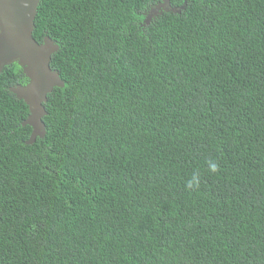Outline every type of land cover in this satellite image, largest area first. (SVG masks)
Returning a JSON list of instances; mask_svg holds the SVG:
<instances>
[{
  "label": "trees",
  "instance_id": "16d2710c",
  "mask_svg": "<svg viewBox=\"0 0 264 264\" xmlns=\"http://www.w3.org/2000/svg\"><path fill=\"white\" fill-rule=\"evenodd\" d=\"M160 2L41 0L64 87L28 144L0 73V264H264V0Z\"/></svg>",
  "mask_w": 264,
  "mask_h": 264
},
{
  "label": "water",
  "instance_id": "95a60500",
  "mask_svg": "<svg viewBox=\"0 0 264 264\" xmlns=\"http://www.w3.org/2000/svg\"><path fill=\"white\" fill-rule=\"evenodd\" d=\"M40 2L0 0V73L6 66L17 63L28 80L27 84L9 88L29 108V116L23 123V126L33 129L28 144H33L37 138H44L46 131L43 119L47 116L44 105L55 88L64 87L59 73L50 66L51 57L59 50V46L48 37L39 44L33 36ZM184 8L185 5L180 9L172 8L170 0H162L156 7V16L163 11L180 13Z\"/></svg>",
  "mask_w": 264,
  "mask_h": 264
},
{
  "label": "clouds",
  "instance_id": "9594fccd",
  "mask_svg": "<svg viewBox=\"0 0 264 264\" xmlns=\"http://www.w3.org/2000/svg\"><path fill=\"white\" fill-rule=\"evenodd\" d=\"M209 170L213 173L219 170V165L215 162L209 163ZM199 185V177L198 174H194L193 177L187 182L188 188L198 187Z\"/></svg>",
  "mask_w": 264,
  "mask_h": 264
},
{
  "label": "flooded vegetation",
  "instance_id": "af4514ba",
  "mask_svg": "<svg viewBox=\"0 0 264 264\" xmlns=\"http://www.w3.org/2000/svg\"><path fill=\"white\" fill-rule=\"evenodd\" d=\"M160 4V3H159ZM158 6V4L157 5H155V6H152L150 9H148L145 13H144V15H145V18L147 19L146 20V22L145 23H151V21H153L154 19H156V17H158V16H156V7ZM164 12V11H163ZM163 12H162V14H163ZM161 14V15H162ZM160 16V15H159ZM148 24V25H149ZM25 84H27V83H25Z\"/></svg>",
  "mask_w": 264,
  "mask_h": 264
}]
</instances>
